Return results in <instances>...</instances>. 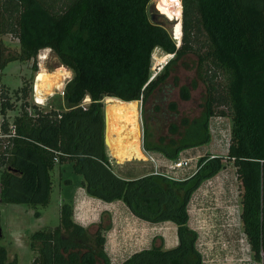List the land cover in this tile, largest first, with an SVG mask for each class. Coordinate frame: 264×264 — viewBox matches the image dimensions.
Listing matches in <instances>:
<instances>
[{
    "label": "trees",
    "instance_id": "trees-1",
    "mask_svg": "<svg viewBox=\"0 0 264 264\" xmlns=\"http://www.w3.org/2000/svg\"><path fill=\"white\" fill-rule=\"evenodd\" d=\"M181 1L183 35L177 46L173 28L158 20L152 0H0V35L13 34L20 43L19 55L1 64L2 69L12 60L35 61L41 49L50 48L72 71L63 97L67 109L43 111L34 105L31 113L25 103L13 119L15 135L0 138V200L46 207L54 169L72 164L88 195L105 202L122 200L134 215L151 223L176 224V247L154 244L122 264H203L198 233L189 225L188 203L194 191L223 168L221 156L201 157L198 171L183 180L152 171L123 175L107 154L103 101L107 96L140 100L145 107L167 82L172 65L194 52L208 91L203 115L172 123V135L156 142L143 109V149L176 160L182 151L211 141V117L229 114L226 158L236 166L241 182L245 233L264 264V0ZM157 47L174 57L153 77ZM32 69H37L36 62ZM220 73L223 91L217 84ZM27 93L25 84L15 95L21 99ZM180 96L189 100L190 87L183 85ZM86 98L90 103L84 107ZM220 106L229 112L217 110ZM171 108L176 110L177 104ZM13 109L11 96L0 85V115ZM3 129L9 132V120ZM73 215V205L66 202L59 225L33 233L32 264H112L105 250L109 215L95 229L82 226ZM0 264H13L3 245Z\"/></svg>",
    "mask_w": 264,
    "mask_h": 264
},
{
    "label": "rangeland",
    "instance_id": "rangeland-1",
    "mask_svg": "<svg viewBox=\"0 0 264 264\" xmlns=\"http://www.w3.org/2000/svg\"><path fill=\"white\" fill-rule=\"evenodd\" d=\"M161 2L163 0H159L157 6L153 8L160 14L158 20L165 23L167 27L173 28V36L178 44L179 33L174 28L175 21L163 15L159 8ZM204 38L205 36L202 35L201 39L204 40ZM197 46L198 44H195V47ZM19 52L20 43L13 34L0 35V85L9 93L14 103V109L8 111L5 117L0 115V124H3L6 119L9 120V124L13 123L14 117L21 112L25 103H28V110L31 113L35 112L34 105H39V109L43 111L55 108L67 109L63 97L66 83L72 78V71L50 48L41 49L35 61L12 60L4 69L1 68V64L11 57L18 56ZM165 55L166 53L160 47L154 49L153 76L162 71L159 69L158 59L167 60V64L174 57L173 55L168 58ZM34 62L37 64L35 70L32 69ZM224 83L225 78L220 73L217 78L220 91H223ZM25 84L28 85V93L25 97L20 94L22 98L18 99L15 93ZM183 85L190 87L189 100H184L180 96ZM207 95L206 83L198 71V56L191 52L172 65L167 82L161 90L155 92L145 107L140 100L127 103L117 98L105 97L103 101L108 122V145L106 142L105 145L115 170L128 177H134L153 169V165L146 161L143 151V109H147L149 130L153 134V140L157 142L161 136L172 135L170 131L172 123L181 125V120L185 117L190 120L201 117L205 110ZM173 102L177 104L176 110L171 108ZM89 103L90 99L86 98L81 105L87 107ZM156 105L160 108L157 109ZM220 109L229 112L226 107L220 106L217 110ZM217 121L219 124L215 125ZM216 127L220 130H215ZM231 127L232 119L229 114L218 113L211 117L209 121L211 141L182 151L178 159L173 161L184 157H196L192 164L199 167L198 160L201 157L218 155L221 156L224 164L215 176L205 180L194 191L188 203L189 225L198 233L197 247L202 254L203 264H262L255 257L244 230L241 218L242 186L237 175V168L226 158ZM3 170L4 167L0 166V178ZM67 179H71L72 182L66 184ZM53 180V190L46 207L35 208L28 203H4L0 200L3 230L0 245L7 249L8 262L32 264L35 256L31 248L33 233L39 229L52 228L60 224L61 208L66 202L71 203L75 200L82 176L75 172L72 164H63L57 165L54 169ZM82 204L78 205L79 209L88 205L86 202ZM93 208L92 211H96V207ZM37 210L40 211L39 214L36 213ZM97 224L98 222L88 227L95 229ZM159 229H163L161 224ZM161 238L159 236L157 243L162 240Z\"/></svg>",
    "mask_w": 264,
    "mask_h": 264
},
{
    "label": "crops",
    "instance_id": "crops-1",
    "mask_svg": "<svg viewBox=\"0 0 264 264\" xmlns=\"http://www.w3.org/2000/svg\"><path fill=\"white\" fill-rule=\"evenodd\" d=\"M119 100L127 103L138 101ZM74 199L71 202L74 209L73 218L82 226L88 227L90 224L104 221L105 214L111 218V228L105 234V250L110 256L112 264H122L135 253L151 249L154 244L162 243L164 249H171L178 245L177 226L171 221L161 223L145 221L134 215L122 200L105 202L88 195L82 185ZM82 202H86L88 205L79 209L78 205ZM93 207H96V211H92ZM159 224L163 227L162 230L159 229ZM159 236L162 237V240L157 243Z\"/></svg>",
    "mask_w": 264,
    "mask_h": 264
},
{
    "label": "built area",
    "instance_id": "built-area-1",
    "mask_svg": "<svg viewBox=\"0 0 264 264\" xmlns=\"http://www.w3.org/2000/svg\"><path fill=\"white\" fill-rule=\"evenodd\" d=\"M218 124L219 121H217L215 125ZM214 129L220 130L219 127H216ZM15 133L16 127L14 123L9 124V132L7 133L4 132L3 124H0V137L14 136ZM143 150L146 155V161L150 162L153 165L152 172L154 174L165 175L176 180H183L194 175L199 169L196 164H192V161L195 160L196 157H184L179 159L178 161H173L161 153L151 152L145 149ZM212 157H214V155ZM193 166L194 169L192 170Z\"/></svg>",
    "mask_w": 264,
    "mask_h": 264
},
{
    "label": "bare ground",
    "instance_id": "bare-ground-1",
    "mask_svg": "<svg viewBox=\"0 0 264 264\" xmlns=\"http://www.w3.org/2000/svg\"><path fill=\"white\" fill-rule=\"evenodd\" d=\"M158 2H159V0L157 1V4H158ZM157 4H156V6H157ZM159 8L161 9L163 15H165L168 19H173L175 21L174 28L179 33L178 45L181 44L182 35H183V29H182V9H183V6H182V1L181 0H164L163 2L160 3ZM172 56H173V54H167V53L165 55V57H168V58L172 57ZM166 61L167 60H165V59H163V60L158 59L157 62L160 65L159 69H163V67L166 64Z\"/></svg>",
    "mask_w": 264,
    "mask_h": 264
},
{
    "label": "water",
    "instance_id": "water-1",
    "mask_svg": "<svg viewBox=\"0 0 264 264\" xmlns=\"http://www.w3.org/2000/svg\"><path fill=\"white\" fill-rule=\"evenodd\" d=\"M157 1L158 0H152V2L150 3V6L153 7V6H156L157 4ZM152 18L154 19V15H152ZM180 45V44H179ZM178 45V46H179ZM154 77V76H153ZM152 77V78H153ZM46 103V102H45ZM107 115H106V112H105V142L107 143L108 145V136H107ZM3 236V230H2V226H1V216H0V239L1 237Z\"/></svg>",
    "mask_w": 264,
    "mask_h": 264
}]
</instances>
